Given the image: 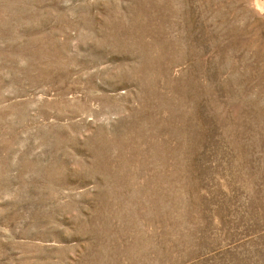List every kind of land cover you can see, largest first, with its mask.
Wrapping results in <instances>:
<instances>
[{
	"label": "rangeland",
	"instance_id": "1",
	"mask_svg": "<svg viewBox=\"0 0 264 264\" xmlns=\"http://www.w3.org/2000/svg\"><path fill=\"white\" fill-rule=\"evenodd\" d=\"M0 264H264V0H0Z\"/></svg>",
	"mask_w": 264,
	"mask_h": 264
}]
</instances>
